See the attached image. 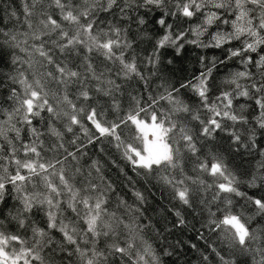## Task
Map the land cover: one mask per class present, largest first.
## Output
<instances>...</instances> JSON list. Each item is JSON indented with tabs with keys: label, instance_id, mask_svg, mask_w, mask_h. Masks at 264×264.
Returning <instances> with one entry per match:
<instances>
[{
	"label": "snow or ice",
	"instance_id": "obj_1",
	"mask_svg": "<svg viewBox=\"0 0 264 264\" xmlns=\"http://www.w3.org/2000/svg\"><path fill=\"white\" fill-rule=\"evenodd\" d=\"M141 8L164 9L155 21L164 34L151 53L140 49L147 35L144 19L131 17ZM116 9L121 21L131 18L140 31L133 35L131 26L115 20L106 28L99 27L96 14ZM167 17H175L176 23H168ZM184 18L201 22L186 31L180 24ZM214 22L230 23L232 30L217 31L209 42L201 41ZM18 23L17 31L0 34L3 45L11 50L14 72L9 77L13 106L6 114L0 113V141L8 145L7 149L0 145V203L6 204L9 197L14 201L6 217L0 214V264H50L46 253L54 256L57 250L75 256L77 264H114L110 257H118L122 264H161L152 245L143 241V229L136 222L140 205L147 202L145 194L133 188L135 206L121 197L116 208H111L115 189L105 181L102 166L93 160L85 170L80 160L88 145L114 143L118 151L123 149L122 157L137 175L156 179L169 190L172 201L195 210L197 190L186 177L175 175L182 154L199 159L201 139L226 132L235 150L244 148L253 155L255 132L245 142L234 130L237 124L250 123L237 111L235 101L240 97L254 101L259 114L253 128L264 130V54L258 53V59L246 55L264 49V0H25L23 21ZM174 27L177 31H172ZM188 32L196 38L188 39ZM232 40L240 41L242 47L225 49L227 56L214 59L211 66L201 57L204 67L198 75L179 87L173 84L152 94V85L166 70L160 66L161 49L174 47L179 55L185 43L221 48ZM233 57H241L245 70L226 81L234 88L217 89L213 69ZM134 82L137 86L143 82L150 93L147 99L128 93ZM181 89H190L196 100L185 103ZM121 94L128 97L127 111ZM36 118L46 123L37 128ZM129 124L140 133L135 139L142 147L123 138ZM22 127L29 133L27 140L21 135ZM45 137L54 139L49 144ZM259 156L255 169L242 179L249 187L264 190V149ZM198 169L212 178L207 184L199 180V185L205 191L212 189L213 201L224 205L210 209L202 223L219 237L220 250L208 245L219 264H240L232 258L237 254L245 258L243 264H264V228L254 230L250 226L253 217L232 208V197H242L254 206L255 216H264V196L247 197L238 187L241 181L219 155L199 163ZM169 211L176 217L173 227L187 225L175 204ZM37 214L42 216L40 222ZM204 235L201 232L199 238ZM225 249L231 256L224 254ZM173 254L163 250L165 256ZM209 260V255L203 256V262Z\"/></svg>",
	"mask_w": 264,
	"mask_h": 264
},
{
	"label": "trees",
	"instance_id": "obj_2",
	"mask_svg": "<svg viewBox=\"0 0 264 264\" xmlns=\"http://www.w3.org/2000/svg\"><path fill=\"white\" fill-rule=\"evenodd\" d=\"M25 0H0V34L3 32L17 31L21 24L18 21H23V4ZM122 2V0H121ZM164 9H156L155 11L148 8H141L139 11L131 13V17H141L144 19L145 24L142 26L146 31L147 35L143 37V43L140 44V49L146 50L151 53L153 45L161 35L164 34V29L159 24L155 23L156 20L161 18ZM15 13L16 15H12ZM118 9L112 13L98 12L96 14V21L101 28H106L108 24L114 20L117 23L123 22L125 27L131 26L132 34L135 35L140 31L136 27L133 20L129 17H124L123 21L119 19ZM228 18V17H226ZM168 23L175 24V17H167ZM202 20V18H201ZM201 21L193 18L187 20L184 18L180 24L187 31L189 27H194ZM231 31V24H224L223 22H214L212 26L208 28V31L200 37V40L207 43L211 40V34L217 31ZM172 31H177L174 27ZM188 39H195L196 37L188 32ZM137 41L141 39V36H136ZM0 45H3V36L0 35ZM242 44L238 40H232L230 43L223 45L221 48H204L197 47L192 44L185 43L184 49L181 50L179 55L176 54L174 47H166L160 50L159 61L160 66L164 70L161 75L162 79L156 80L152 85V94H158L157 89L163 92L165 87H170L175 84L179 87L181 82H184L191 78L193 75H198L203 70L204 65L200 62L201 57L206 58V62L209 66L212 65L213 60L224 59L227 56L225 49L228 48H239ZM11 50L7 45H3L2 48V59H0V113H7L13 106V101L10 99V90L13 87L9 79L10 76L14 75L11 64V57L9 53ZM259 54H264V49H258L257 53H248L254 59H258ZM22 55V54H21ZM143 58V53H141ZM143 67V65H141ZM245 70V65L241 63V57H233L225 60V63L217 64L213 69L212 77L217 86V89L223 90L228 88H234L235 85H229L226 83L236 72ZM255 72V69H251ZM147 75V71H145ZM154 79V78H151ZM211 82V81H210ZM121 83H123L121 81ZM240 83L245 84L244 80ZM55 88V85H52ZM126 87V85H125ZM129 94H135L137 96L143 95L145 99L148 98L149 92L144 87L143 82L133 83L130 89H127ZM181 99L185 103L194 102L196 97L190 89H181L179 94ZM124 109L127 111L128 97H124L121 94ZM163 107H168L167 104L161 102ZM237 105V111L241 112L250 123L247 125L237 124L235 129L244 138L245 142H248L249 135L251 132H255V135L251 137L257 142V148L254 150L253 155H249L247 150L244 148L235 150L231 144V139L226 132H217L213 138L204 140L201 139L198 144V156H193L190 153L182 154L181 168L175 170V175L180 178H187L189 186L197 190V206L195 210L187 208L186 206L179 205L172 201L169 190L165 188L161 183H158L156 179L137 175V170L133 169L132 166L122 157V151H118L115 144L109 145L107 143L101 144L99 142L88 145L86 148V155L80 160V164L87 170V166L91 161L96 160L102 166L103 175L105 181L111 183L115 189V194L110 202L111 208H116V202L119 198H124L129 205H133L135 197L132 195V189L141 191L145 194L146 203L140 205L141 211L136 214V222L143 229L142 237L143 241L151 244L157 255L160 257L161 264H219L218 258L215 253L208 247L209 244H213L218 250L222 248L219 243V237L216 233H209L206 228L202 227V223L207 220L209 216V210L216 211L219 206L221 209L224 207L220 201H213V190H204L199 185V180H204L205 183L212 181L211 177H208L205 173L199 171L198 165L201 162H211L213 155H219L225 161L229 171L237 176L239 183V189L246 194L247 197L264 196V190L251 188L248 186L247 181L242 179L245 173L253 171L256 167L257 160L260 159L259 150L264 149V130L259 128H253V123L256 116L259 114L258 108L254 105V101L246 100L240 97L235 101ZM243 104L244 107H239ZM193 109L197 107L196 104H192ZM159 110V109H158ZM143 116V114H141ZM42 116H47V113H42ZM148 122L150 123V118ZM40 118L34 120V124L37 128L42 126ZM197 123V122H193ZM231 124V122H228ZM231 130V129H230ZM82 135V133H80ZM10 135H14L11 133ZM22 137L27 140L29 139V133L22 127ZM140 133L136 131L134 125L129 124L128 127L123 130V138L130 143H135L138 147H142V142L136 140L135 137L139 136ZM71 137V134H68ZM54 138L45 137L47 143H51ZM3 149H7L8 145L6 142L0 141ZM103 147L104 150H101ZM46 155H51L46 153ZM75 163V162H73ZM182 169V171H181ZM196 180L197 183H192ZM14 201L9 197L7 203H0V214L7 216L10 210L11 204ZM180 209L181 214L185 217L187 225L182 228L173 227V223L176 217L173 215L170 209ZM135 206V205H133ZM232 208L235 212H244L245 216L253 217L250 221V226L259 231L264 228V216L254 215V206L248 205L245 198L232 197ZM220 215L221 213H217ZM203 218V219H202ZM37 222L42 220V216L36 215ZM7 228L8 225L6 224ZM11 229L15 231V225L11 226ZM203 232L204 239H200V233ZM58 239L60 238L59 233L54 234ZM195 244L196 248H192L191 245ZM174 252L171 256L163 255V250ZM226 256H231V253L227 249L224 250ZM209 255L210 260L203 262V256ZM243 264L244 257L236 256L232 257ZM46 259L50 261V264H77V258L75 256H69L67 252L57 250L53 256L51 252L46 253ZM110 261L114 264H122L118 257H110Z\"/></svg>",
	"mask_w": 264,
	"mask_h": 264
}]
</instances>
